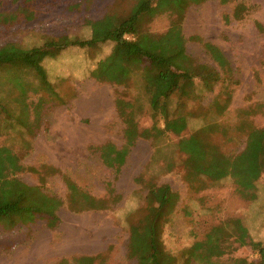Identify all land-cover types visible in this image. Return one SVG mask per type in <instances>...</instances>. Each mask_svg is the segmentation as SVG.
<instances>
[{
  "label": "rangeland",
  "instance_id": "rangeland-1",
  "mask_svg": "<svg viewBox=\"0 0 264 264\" xmlns=\"http://www.w3.org/2000/svg\"><path fill=\"white\" fill-rule=\"evenodd\" d=\"M238 4L247 8L240 20L233 17ZM139 8L148 13L139 21L140 33L161 38L180 32L181 41L172 35L159 43V52L179 60L177 49H183L180 54L214 68L217 81L210 90L195 79L187 88L190 94L176 93L170 110L191 112L188 128L180 136L139 139L117 170L106 166L96 150L106 142L125 145L116 98L134 104L130 115L140 129L151 128L153 119L139 72L126 84L112 72L92 75L110 54L112 42L71 46L46 57L42 65L50 86L32 69L0 66V147L10 148L25 166L17 178L63 202L56 229L39 217L14 228L0 227V264H76L80 256H99L93 264H138L129 254V221L142 215L149 183L168 184L179 196L162 233L177 264L185 263L188 249L213 228L223 225L234 232L236 219L246 228L247 239L264 242V173L255 183L256 197L249 199L231 177L196 175L186 162L195 147L191 136L210 124L214 130H207L203 139L231 157L246 150L251 128H264V0L225 5L207 0L191 5L176 26L161 0H0V14L10 18L0 24V49L9 43L32 48L61 36L89 39ZM224 92L230 93V103L218 114L212 104ZM85 194L106 200L108 207L72 208L71 199ZM227 238L225 254L194 264L258 260L250 245H241L234 235Z\"/></svg>",
  "mask_w": 264,
  "mask_h": 264
},
{
  "label": "trees",
  "instance_id": "trees-1",
  "mask_svg": "<svg viewBox=\"0 0 264 264\" xmlns=\"http://www.w3.org/2000/svg\"><path fill=\"white\" fill-rule=\"evenodd\" d=\"M161 1L175 16L172 25L176 26L183 21L191 5H199L207 0ZM232 1L219 0V3L225 5ZM246 9L244 4H238L233 11V17L237 20L242 19ZM18 14L14 15L13 19ZM146 14L148 13L139 8L123 20L113 21L111 25L100 28L101 30L89 39L61 36L49 38L41 46L32 48L9 43L0 49V66L32 69L41 82L50 86L42 65L46 57L55 56L71 46L84 48L97 47L106 42L113 43L110 54L99 62L98 69L96 72L94 70L92 75L112 72L121 77L126 84L133 74L139 72L144 90L148 94L149 111L153 119L151 128L140 129L137 121L130 115V109L134 104L121 96L116 98L118 114L125 122V145L117 148L112 142H106L96 150L106 166L117 170L125 164L130 148L139 139H154L169 133L180 136L188 128V115L191 112L184 114L181 110L179 113H172L170 110V101L176 93L190 94L191 91L187 88L195 79L211 90L218 79L217 71L211 66L199 63L185 53L180 54L183 49H177L179 60L173 54L164 55L159 52V43L168 42L172 35L177 41H181L182 37L178 31L161 38L140 33L139 21ZM8 21H10L9 17L0 14V24L9 23ZM225 21L229 22L230 19L226 17ZM256 25L259 29L262 27L260 23ZM131 35L134 39L127 38ZM222 95L225 98L222 99ZM222 95L212 104L218 114L224 112L230 103V93L224 92ZM161 122L163 126L160 125ZM213 127L215 125L210 124L191 136L195 147L191 148L186 160L189 171L196 175H206L212 180L231 177L243 196L254 199L255 183L264 173V128H251L248 132L246 150L238 156L231 157L219 153L203 139V134L207 130H214ZM178 147L182 151L180 142ZM24 169L25 166L20 158L10 148L0 147V227L14 228L18 224L32 223L39 217L47 222L49 228L56 229L60 221L57 211L63 202L55 195L44 193L38 186H31L17 178L16 174ZM178 198V194L168 184L147 185L142 215L135 221H129V254L138 264H177V257L164 246L162 233ZM71 201L72 208L79 212L108 207L106 200L95 199L87 194L79 200L72 198ZM232 228L234 232H229L223 225L213 228L205 240L196 242L188 249V260L183 264H194V261L207 263L213 258L222 256L226 252L224 243L229 235H234L235 240L241 245H250L259 254L257 261L241 259L238 261L239 264H264V242L247 239V230L238 219L234 220ZM98 257L80 256L75 258V262L93 264ZM60 264L66 262L62 261Z\"/></svg>",
  "mask_w": 264,
  "mask_h": 264
}]
</instances>
